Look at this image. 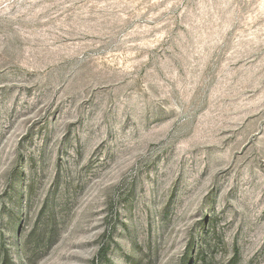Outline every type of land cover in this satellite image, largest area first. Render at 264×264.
I'll return each instance as SVG.
<instances>
[{
    "label": "rangeland",
    "instance_id": "rangeland-1",
    "mask_svg": "<svg viewBox=\"0 0 264 264\" xmlns=\"http://www.w3.org/2000/svg\"><path fill=\"white\" fill-rule=\"evenodd\" d=\"M0 264H264V0H0Z\"/></svg>",
    "mask_w": 264,
    "mask_h": 264
}]
</instances>
